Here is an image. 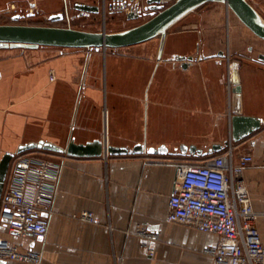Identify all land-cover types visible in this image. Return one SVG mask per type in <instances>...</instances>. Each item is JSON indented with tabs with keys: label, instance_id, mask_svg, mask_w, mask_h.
Wrapping results in <instances>:
<instances>
[{
	"label": "crops",
	"instance_id": "1",
	"mask_svg": "<svg viewBox=\"0 0 264 264\" xmlns=\"http://www.w3.org/2000/svg\"><path fill=\"white\" fill-rule=\"evenodd\" d=\"M106 2L105 9L119 4ZM76 3L100 6L99 0ZM249 41L264 42L225 4L211 2L168 30L161 57V37L100 51L0 49V163L21 145L41 140L62 148L101 141L105 149L99 158L30 151L61 164L48 234L20 237L0 226V237L41 253L40 264H215L204 251L220 237L170 222L169 200L179 166L202 165L228 147L206 157L107 156L106 150L141 144L208 151L224 144L232 131L231 63L238 56L244 58L243 113L264 119L263 52L255 57L253 46L245 51ZM178 56L195 59L184 65ZM246 152L254 158L245 179L264 244V126L236 146L237 155ZM85 211L98 222L74 218ZM140 229L159 240L147 242Z\"/></svg>",
	"mask_w": 264,
	"mask_h": 264
},
{
	"label": "built area",
	"instance_id": "2",
	"mask_svg": "<svg viewBox=\"0 0 264 264\" xmlns=\"http://www.w3.org/2000/svg\"><path fill=\"white\" fill-rule=\"evenodd\" d=\"M236 146L231 143L224 153L206 159L202 165L178 167L168 220L217 234L218 245L204 251L215 264H264V244L257 227L259 214L245 179L254 158L251 152L237 155ZM106 155L110 156L108 150ZM60 169L59 162L37 152L16 155L0 202V226L20 237H46ZM74 218L98 222L87 211ZM138 234L147 242L159 240L158 234L146 229L138 230ZM0 260L40 264L42 254L23 250L0 237Z\"/></svg>",
	"mask_w": 264,
	"mask_h": 264
},
{
	"label": "water",
	"instance_id": "3",
	"mask_svg": "<svg viewBox=\"0 0 264 264\" xmlns=\"http://www.w3.org/2000/svg\"><path fill=\"white\" fill-rule=\"evenodd\" d=\"M117 1V0H116ZM118 0L115 9L110 7L111 12L124 13L128 7H132L128 12L127 20L147 19L145 22L118 32L108 33L105 30L99 32L84 31L71 27L55 26H29L20 24L0 25V49H38L40 47H57L63 49L83 48L89 50H108L131 47L148 42L157 37H161L160 57L163 52L165 39L168 30L186 17L191 12L207 3H222L232 10L238 18L255 35L264 40V19L258 10L249 0ZM75 8L83 14H99L101 7L85 3H76ZM117 9V10H116ZM29 14L28 16H32ZM23 18L17 14L14 21ZM64 13H54L49 16L51 22L62 21ZM218 57H226L220 53ZM194 57L178 56L177 61H182L184 65L194 61ZM264 63V53L258 57ZM232 84H233V117L231 124V137L224 144H215L208 151H204L195 145H182L180 148L170 152L166 146L158 148H145L137 144L133 149L127 147H108L111 156H128L148 153L150 155H174V156H209L219 153L231 143L240 144L264 126V119L246 116L243 113V89L241 81V62L233 60ZM33 150H44L59 154H67L71 157H102L105 149L101 141L89 144H76L71 142L67 148H62L53 143L41 140L21 145L16 153H7L0 163V202L6 187L11 164L16 155L27 153Z\"/></svg>",
	"mask_w": 264,
	"mask_h": 264
},
{
	"label": "rangeland",
	"instance_id": "4",
	"mask_svg": "<svg viewBox=\"0 0 264 264\" xmlns=\"http://www.w3.org/2000/svg\"><path fill=\"white\" fill-rule=\"evenodd\" d=\"M80 0H0V25L20 24L29 26H55L64 28H74L84 31L99 32L102 30L108 33L122 31L137 26L147 19L127 20V13L111 12L106 7V0H99L101 12L99 14H85L82 17L81 11L75 8V3ZM175 1V0H174ZM174 1L169 2L168 5ZM259 14L264 19V0H253ZM117 10V9H116ZM66 11L67 18L64 21L51 22L49 16L52 13ZM17 14L24 15L21 21H14ZM29 14H33L29 17ZM256 45V46H255ZM249 41L245 43L247 47H254L253 55L256 57L259 52L264 53V42L260 45Z\"/></svg>",
	"mask_w": 264,
	"mask_h": 264
},
{
	"label": "flooded vegetation",
	"instance_id": "5",
	"mask_svg": "<svg viewBox=\"0 0 264 264\" xmlns=\"http://www.w3.org/2000/svg\"><path fill=\"white\" fill-rule=\"evenodd\" d=\"M253 5H254V7L256 8V5L254 4L255 2L253 1V0H249ZM257 9V8H256ZM58 13H64L65 14V18H64V20H66V18H67V14H66V11H63V12H58ZM21 15V14H20ZM23 16V18H24V15H22ZM31 17V16H30ZM82 17L84 18V17H86L85 16V14H83L82 15ZM23 18H21L19 21H21ZM64 20H62V21H64ZM18 22V21H17ZM244 58L243 57H241V56H238L237 58H236V60H239L240 62L243 60Z\"/></svg>",
	"mask_w": 264,
	"mask_h": 264
}]
</instances>
